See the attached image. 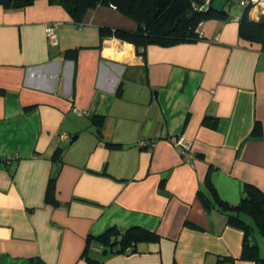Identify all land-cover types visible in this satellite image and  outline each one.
<instances>
[{
	"label": "crops",
	"instance_id": "obj_1",
	"mask_svg": "<svg viewBox=\"0 0 264 264\" xmlns=\"http://www.w3.org/2000/svg\"><path fill=\"white\" fill-rule=\"evenodd\" d=\"M239 1L213 0L229 19L201 23L198 42L145 56L102 34L138 28L111 7L77 26L61 0L0 6V264H255L245 231L202 196L208 177L231 206L246 184L264 192V37L240 35ZM248 15L260 22L264 4ZM136 227L159 239L131 253L98 240ZM248 240L264 255L257 230Z\"/></svg>",
	"mask_w": 264,
	"mask_h": 264
},
{
	"label": "trees",
	"instance_id": "obj_2",
	"mask_svg": "<svg viewBox=\"0 0 264 264\" xmlns=\"http://www.w3.org/2000/svg\"><path fill=\"white\" fill-rule=\"evenodd\" d=\"M37 0H0V6L6 10H18L34 4ZM213 0H61L69 10L70 16L77 26L82 24L86 12L97 7H111L132 19L138 26L137 30L103 28L102 34L132 44L137 55L145 56L150 45L171 47L184 43H195L201 38L199 26L208 20L229 19L225 10H218L212 5ZM244 9L240 20V35L250 40H263L264 18L260 22L250 20ZM122 91L120 86L118 93ZM98 126L103 123L102 116L94 118ZM216 124L213 123V126ZM260 132L257 125L254 133ZM211 197L203 196V202L208 210L215 208L224 214L229 225L245 231L242 259L264 264V255L259 253L258 245H251L248 236L252 230H257L264 239V192L252 184H246L244 195L238 206L223 202L214 189L208 177ZM46 200L54 203V180H50ZM157 234L142 228H131L124 232L112 229L100 236L98 240L115 248L117 253H131L139 241H156ZM88 264H104L88 258Z\"/></svg>",
	"mask_w": 264,
	"mask_h": 264
},
{
	"label": "built area",
	"instance_id": "obj_3",
	"mask_svg": "<svg viewBox=\"0 0 264 264\" xmlns=\"http://www.w3.org/2000/svg\"><path fill=\"white\" fill-rule=\"evenodd\" d=\"M207 2H209V0H207ZM260 4H264V0H240L238 2V6L242 9H246V8H253L255 6H258ZM114 9V8H113ZM57 24L52 25V26H48L47 27V35H48V39L51 45L57 46L59 44V39H58V35L56 33V28H57ZM172 142L175 144V146H178L182 152V154L184 155V158L186 160L190 159V144L188 141H186L184 138H172ZM155 142L154 141H141L140 142V146L142 147H154ZM17 158V156H9L5 159V162H12Z\"/></svg>",
	"mask_w": 264,
	"mask_h": 264
},
{
	"label": "water",
	"instance_id": "obj_4",
	"mask_svg": "<svg viewBox=\"0 0 264 264\" xmlns=\"http://www.w3.org/2000/svg\"><path fill=\"white\" fill-rule=\"evenodd\" d=\"M75 139V138H74Z\"/></svg>",
	"mask_w": 264,
	"mask_h": 264
}]
</instances>
